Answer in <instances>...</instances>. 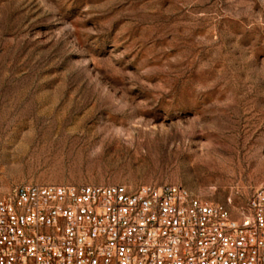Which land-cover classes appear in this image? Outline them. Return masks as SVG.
Listing matches in <instances>:
<instances>
[{"label":"rangeland","instance_id":"obj_1","mask_svg":"<svg viewBox=\"0 0 264 264\" xmlns=\"http://www.w3.org/2000/svg\"><path fill=\"white\" fill-rule=\"evenodd\" d=\"M264 186V0H0V195Z\"/></svg>","mask_w":264,"mask_h":264},{"label":"built area","instance_id":"obj_2","mask_svg":"<svg viewBox=\"0 0 264 264\" xmlns=\"http://www.w3.org/2000/svg\"><path fill=\"white\" fill-rule=\"evenodd\" d=\"M0 264H264V186L233 212L180 184L18 185Z\"/></svg>","mask_w":264,"mask_h":264}]
</instances>
